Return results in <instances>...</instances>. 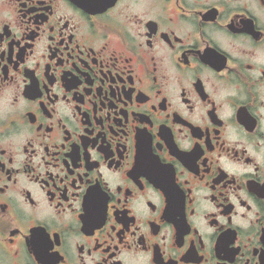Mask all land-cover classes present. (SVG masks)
I'll return each mask as SVG.
<instances>
[{
  "label": "flooded vegetation",
  "instance_id": "obj_1",
  "mask_svg": "<svg viewBox=\"0 0 264 264\" xmlns=\"http://www.w3.org/2000/svg\"><path fill=\"white\" fill-rule=\"evenodd\" d=\"M0 264H264V0H0Z\"/></svg>",
  "mask_w": 264,
  "mask_h": 264
},
{
  "label": "water",
  "instance_id": "obj_2",
  "mask_svg": "<svg viewBox=\"0 0 264 264\" xmlns=\"http://www.w3.org/2000/svg\"><path fill=\"white\" fill-rule=\"evenodd\" d=\"M77 4L81 5V0H74Z\"/></svg>",
  "mask_w": 264,
  "mask_h": 264
}]
</instances>
